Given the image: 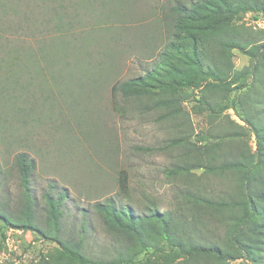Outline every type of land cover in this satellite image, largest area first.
Segmentation results:
<instances>
[{"label": "rangeland", "instance_id": "1", "mask_svg": "<svg viewBox=\"0 0 264 264\" xmlns=\"http://www.w3.org/2000/svg\"><path fill=\"white\" fill-rule=\"evenodd\" d=\"M179 1L189 0H0V210L13 217L21 211L22 186L15 157L23 152L35 163L31 186L41 225L45 226L43 195L65 189L68 196L62 235L79 239L85 215L83 251L92 258L112 261L130 247L123 237L105 229L94 209V203L106 197H116L137 213L156 208L177 219L194 220V209L183 196L184 181L165 174L166 168L181 160L185 150L168 144L185 133H190L192 141L199 133L208 134L211 128L207 117L195 111L192 97L182 104V114L174 119L161 117L166 109L152 108L148 97L127 98L113 90L114 84L153 68L163 46L172 38V8ZM117 2L124 3L118 14L110 17L107 10L102 13V4ZM50 3L77 5L81 17L73 29L89 37L84 40L86 44L77 35H69L66 40L71 39L74 49L78 46L79 59L74 57L66 66L51 63L49 70L38 71L40 74L33 63L22 71L10 68V51L19 50L21 55L24 48L37 43L34 35L41 38L56 33V27L48 21L58 23L57 18L41 19L46 14L40 7H52ZM84 4L99 7L88 10ZM259 16L243 14L235 23L249 32L246 36L264 42V14ZM99 23L102 31L96 30ZM106 25L113 29L105 30ZM35 53L37 50L32 49L25 55ZM48 57L55 60L57 51L52 49ZM233 62L242 69L250 64V57L235 49ZM57 71L59 75L54 73ZM237 94L233 96L239 107ZM228 112L235 121L246 124L241 120V109ZM243 132L239 142L255 151L258 143L254 131L248 126ZM239 142L230 147L241 148ZM121 171L128 174V194L120 189ZM196 172L200 174L201 170ZM225 181L211 177L197 182L219 195L230 187ZM214 215L212 219L204 215L196 229L204 237L224 242L225 228ZM57 248L55 241L36 231L0 220V264H55ZM43 258L47 262L41 261ZM247 263L242 258L228 264ZM201 264L210 262L202 259Z\"/></svg>", "mask_w": 264, "mask_h": 264}, {"label": "trees", "instance_id": "2", "mask_svg": "<svg viewBox=\"0 0 264 264\" xmlns=\"http://www.w3.org/2000/svg\"><path fill=\"white\" fill-rule=\"evenodd\" d=\"M122 4H102V13L107 10L110 17L118 14ZM84 5L88 10L99 7ZM40 9L46 14L41 19L57 18L58 23L48 21L56 27V33L41 38L34 35L37 43L24 48L21 55L19 50L10 51L12 69H30L28 64L33 63L37 72L43 73L49 70L51 63L66 66L74 57L76 61L80 57L78 46L74 49L71 39L66 40L69 35L82 37V41L89 37L73 29L78 27L81 17L77 5L54 3L52 7ZM172 9L173 35L163 46L153 68L141 76L114 84L113 90L127 98L148 97L152 108L166 109L161 117L174 119L182 114V104L192 97L196 101L195 111L207 117L208 128H211L208 134L199 133L192 141L190 133H185L172 138L168 144L185 150L181 160L166 168L165 174L184 181L183 196L194 209V220L177 219L170 212L156 208L137 213L116 197H106L95 202L94 209L105 229L123 237L130 247L112 261L92 258L83 251L85 215L79 239L71 240L62 235L68 196L65 189L57 193L49 190L43 195L45 226L41 225L36 214L37 198L31 186L35 163L22 152L15 157L22 186L21 211L13 217L2 209L0 220L55 241L58 244L53 255L55 264H201L202 259L210 264H228L242 258L247 264H264V42L253 35L246 36L249 32L235 23L238 16L247 13L258 19L264 14V1L189 0L177 2ZM3 10L6 15V8ZM29 16H33V12ZM68 16L71 22L66 21ZM0 29H3L1 23ZM112 29L105 26V30ZM96 30L102 31L100 23ZM32 49L37 53L25 55ZM52 49L57 51L55 60L48 57ZM235 49L250 57L249 65L242 69L235 67ZM26 57H30L29 62ZM54 73L59 75L60 71ZM235 92L239 93V107L233 96ZM235 108L241 109V120L246 124L231 117L228 110ZM248 126L257 136L255 151L239 142ZM238 142L241 148L230 147ZM197 170L201 173L197 174ZM211 177L225 178L230 187L217 195L208 185L197 182ZM119 183L121 191L128 194L126 171L120 172ZM204 215L211 219L214 215V219L219 220L225 228L226 241L204 237L196 229ZM141 253L145 254L137 260ZM41 261L47 262L45 258Z\"/></svg>", "mask_w": 264, "mask_h": 264}]
</instances>
